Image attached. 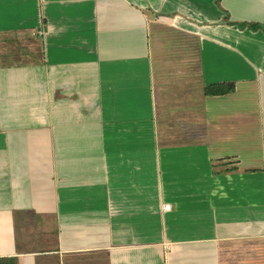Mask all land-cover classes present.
<instances>
[{
    "label": "crops",
    "instance_id": "crops-1",
    "mask_svg": "<svg viewBox=\"0 0 264 264\" xmlns=\"http://www.w3.org/2000/svg\"><path fill=\"white\" fill-rule=\"evenodd\" d=\"M0 264H264V0H0Z\"/></svg>",
    "mask_w": 264,
    "mask_h": 264
},
{
    "label": "trees",
    "instance_id": "trees-1",
    "mask_svg": "<svg viewBox=\"0 0 264 264\" xmlns=\"http://www.w3.org/2000/svg\"><path fill=\"white\" fill-rule=\"evenodd\" d=\"M221 88H217L216 86L208 87L207 91L212 94H218V93H226L228 91L232 90V87H229L228 85H219Z\"/></svg>",
    "mask_w": 264,
    "mask_h": 264
},
{
    "label": "built area",
    "instance_id": "built-area-1",
    "mask_svg": "<svg viewBox=\"0 0 264 264\" xmlns=\"http://www.w3.org/2000/svg\"><path fill=\"white\" fill-rule=\"evenodd\" d=\"M170 207H171L170 203L164 205L165 209H170Z\"/></svg>",
    "mask_w": 264,
    "mask_h": 264
}]
</instances>
